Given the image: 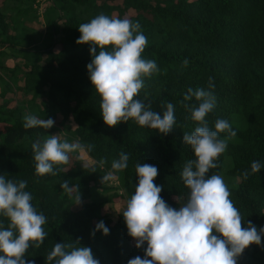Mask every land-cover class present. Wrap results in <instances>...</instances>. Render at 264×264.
<instances>
[{
	"label": "trees",
	"instance_id": "16d2710c",
	"mask_svg": "<svg viewBox=\"0 0 264 264\" xmlns=\"http://www.w3.org/2000/svg\"><path fill=\"white\" fill-rule=\"evenodd\" d=\"M31 1L17 13L36 10ZM13 9L12 3L2 0L0 57L6 47L21 64L8 66L0 58V175L14 182L27 181L25 191L32 194L37 212L45 215L43 227L48 233L39 248L30 246L26 261L55 264L46 257L57 242L90 247L100 264L144 258L147 243L137 248L123 214L113 217L106 206L121 197L126 202L130 199L138 181L135 166L142 163L157 167L154 183L163 185L160 195L169 206L179 208L186 202L189 189L180 173L195 157L183 143V134L198 126L183 106L198 105L194 97L184 102L189 88L215 96V108L206 116L211 129L215 130L217 119H225L236 132L219 156L218 167L208 175L223 177L243 217L242 227L249 221L258 230L264 227V167L251 173L253 161L264 165V0H47L45 27L39 32L25 28L22 18L11 16ZM101 13L139 22V31L148 41L142 56L154 59L160 71L144 78L145 87L137 99L144 100L147 93L152 110L161 117L165 110L161 102L174 105L176 123L168 134L141 127L132 119L114 127L104 123L101 98L87 70L90 45L76 42L81 35L79 25ZM209 77L213 78L211 89ZM27 114L52 118L54 125L24 129ZM59 132L62 142L73 139L94 148L70 153L69 164L54 166L56 175L38 176L31 146ZM219 135L225 139L228 133ZM121 152L129 160L126 169L114 173L117 189L99 183L105 173L113 171L111 164ZM87 157L92 161L84 162ZM101 159L103 167L98 164ZM64 180L73 188L71 196L61 188ZM100 188L114 191L100 195ZM100 221L109 234L95 231L92 235ZM0 224L7 227V219L0 216ZM237 264H264V236L260 246L251 244L244 250Z\"/></svg>",
	"mask_w": 264,
	"mask_h": 264
},
{
	"label": "clouds",
	"instance_id": "9594fccd",
	"mask_svg": "<svg viewBox=\"0 0 264 264\" xmlns=\"http://www.w3.org/2000/svg\"><path fill=\"white\" fill-rule=\"evenodd\" d=\"M139 22L128 18L108 16L103 13L90 22L79 25L78 44L90 45L92 59L87 70L95 92L100 96L103 121L114 127L121 121L134 120L139 126L168 134L176 123L174 105L170 102L161 107V115L152 110L151 101L137 99L145 87V77H151L160 69L154 59L142 56L147 46ZM98 49V52H97ZM189 61L185 59L183 65ZM213 78L209 77L208 87L214 88ZM195 98L198 105L184 103L186 111L198 126L189 134H183V143L189 145L194 159L188 160L180 173L189 195L179 208L169 206L161 197L163 185L154 183L158 175L156 166L142 163L135 166L138 181L135 193L126 202L122 214L128 234L136 241V247L145 242V256L129 259L127 264H237V258L251 244L261 245L264 227L259 230L251 221L242 227L243 217L230 199V191L222 176L208 175L209 170L218 167L217 160L228 146V140L236 136L225 119H217L211 129L206 119L216 105V98L210 91L189 88L184 102ZM148 101V103H145ZM54 125L52 118L40 119L27 114L23 128ZM228 133L221 139L220 133ZM35 173L38 176L56 175L54 166L67 165L70 153L91 151L94 145L85 146L79 141H61L57 135H50L32 144ZM129 157L121 152L119 159L113 160L109 171L103 175L102 183L114 179V173L128 167ZM105 161L98 164L103 167ZM264 167L259 161L251 163V173ZM95 171V170H93ZM247 179L249 172H244ZM26 180L14 182L0 175V216L7 219V227L0 224V264H33L26 261L25 254L30 246L39 248L43 244L46 217L37 212L31 203L33 197L28 191ZM61 188L72 195L73 188L67 180ZM77 203L80 202L79 195ZM95 231L109 234L103 221L96 224ZM78 242V241H77ZM79 243V242H78ZM80 245V244H79ZM46 260L55 264H100L88 246L79 247L72 243H55Z\"/></svg>",
	"mask_w": 264,
	"mask_h": 264
},
{
	"label": "rangeland",
	"instance_id": "374dc122",
	"mask_svg": "<svg viewBox=\"0 0 264 264\" xmlns=\"http://www.w3.org/2000/svg\"><path fill=\"white\" fill-rule=\"evenodd\" d=\"M8 2H10V4L12 3V5H14V9L11 10L13 15L11 16H14L16 17V19H18L19 21L22 19H24V23L25 25H27V21H29L30 25H32L34 27V29L36 31H43L44 30V27H45V22H44V16L43 15H40L42 13V11L44 10V6L47 4V0H34L32 2V4H34V9H31L29 12L30 13H22L19 9V13H17V9L19 7H23L24 5L28 4V1L29 0H7ZM2 3V0H0V4ZM12 9V7H11ZM28 12V11H27ZM11 13V12H10ZM31 16H33L31 18ZM39 17L41 18L39 20ZM31 18V19H30ZM24 25V24H23ZM37 33V32H36ZM5 49V51H7V53L10 54V49L6 48V47H3ZM9 51V52H8ZM4 56V55H3ZM7 56V55H6ZM16 60H14L13 58H8L7 57V60H5L6 62V65L8 66H12L14 63H15ZM19 63H21V59H18ZM1 100V99H0ZM61 133V135H60ZM60 139H63L62 138V135L63 133L62 132H59L56 134ZM69 143H73L75 142V140H70L68 141ZM88 161H92L91 158L87 157L84 159V162H88ZM102 178H100L99 180V183L101 184H107V185H111L113 186L115 189H117L115 186H117L116 184L118 183V180H116L115 178L109 182H105V183H102ZM115 184V185H114ZM103 186V185H102ZM101 186V187H102ZM95 187H97V185H94V187H92L93 189V194H95ZM101 191V194L100 195H108L110 194L111 192L114 191V189H111V190H104L103 188H100L98 189ZM118 192H123V190L121 188H118ZM184 203V202H183ZM126 207V198L125 197H121L118 201H115L114 202H111L109 203L107 206H106V209L108 210V212L113 216V217H117V215L119 213H122L123 209Z\"/></svg>",
	"mask_w": 264,
	"mask_h": 264
},
{
	"label": "crops",
	"instance_id": "0c3cea01",
	"mask_svg": "<svg viewBox=\"0 0 264 264\" xmlns=\"http://www.w3.org/2000/svg\"><path fill=\"white\" fill-rule=\"evenodd\" d=\"M33 7H35L34 6V4H33ZM43 11H45V6H44V10ZM43 11H42V13L40 14V15H43ZM33 16H31V18H32ZM30 18V19H31ZM41 18L39 17V20H40ZM21 23L22 24H24V26H25V28H30V29H32L33 31L35 30L34 29V27L32 26V25H30V23H29V21H27V25H25V23H24V19H22L21 20ZM9 52V51H8ZM4 55V56H3ZM0 58L3 60V63L4 64H6V62H5V60H7V57L9 58H13L14 60H16L15 61V63L14 64H18L19 63V61H18V57H15V56H12V55H10L9 53H7V51L5 52V54H3ZM7 55V56H6ZM21 64V63H20ZM20 64H18V65H20ZM18 74H19V76H22V71L21 70H19L18 71ZM18 81H19V84L21 83V81H22V78H20V80L18 79Z\"/></svg>",
	"mask_w": 264,
	"mask_h": 264
}]
</instances>
